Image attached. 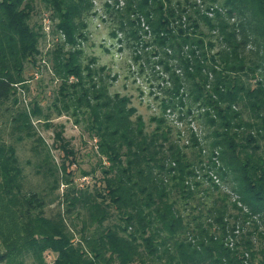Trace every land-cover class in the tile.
<instances>
[{
	"label": "trees",
	"instance_id": "16d2710c",
	"mask_svg": "<svg viewBox=\"0 0 264 264\" xmlns=\"http://www.w3.org/2000/svg\"><path fill=\"white\" fill-rule=\"evenodd\" d=\"M104 8L114 15L111 36L119 32L134 61L147 62L160 90L151 129L128 95L110 92L115 76L105 66L82 61L92 0H0V115L17 142L36 141L35 152L42 145L35 172L50 191L61 179L67 186L56 196L61 208L45 215L56 198L24 191L16 149L0 135V264H264V0H112ZM41 9L54 22L43 55L58 83L46 112L18 97L26 65L40 60L46 34L31 20ZM167 109L191 116L203 135L189 129L184 139ZM52 113L94 141L98 186L69 187L65 164L53 162L36 129L50 128ZM58 128L54 141L74 163ZM195 170L220 184L191 186Z\"/></svg>",
	"mask_w": 264,
	"mask_h": 264
},
{
	"label": "rangeland",
	"instance_id": "374dc122",
	"mask_svg": "<svg viewBox=\"0 0 264 264\" xmlns=\"http://www.w3.org/2000/svg\"><path fill=\"white\" fill-rule=\"evenodd\" d=\"M95 2L94 11L97 12V9L102 10L107 18L101 22L99 18L96 17H89L87 20L88 40L81 44L83 48L82 61L83 63H87L90 58H94L96 60V66H105L106 73H110V77L115 76V80L110 86V92H118L120 94L128 95L131 98V104L137 109V114L143 117L147 129H151L153 124L150 122V117L157 114L158 109L157 103L154 99V96H157V94H153L154 90L150 89V84L153 83L149 79L150 66L147 65V62L143 59L139 62L134 61L131 49L127 46L125 47L124 41L122 45L111 36V33L115 30V19L114 15H108L104 8V4H108L109 1L95 0ZM47 20H49V22ZM31 22L43 23V30L46 37L39 43V49L41 51L39 62L33 66L27 64L25 67L24 75L25 78L29 80L27 83V90L19 92L18 97L25 105L37 100L43 111L46 112V108L52 101L58 84L57 81L52 79L49 69L50 63L48 62L46 55H43L53 45L49 33L52 30V24L54 22L51 20L50 14L43 9H41L40 13H37L32 17ZM152 60L153 59H150V61ZM139 65L145 69L143 74L140 73ZM148 91H151L152 93L148 94ZM5 119V116L0 115V135L6 143L12 144L16 149V154L23 173L24 191L43 194L46 196L47 202L54 197L56 198V196H61L62 192L67 189V186L62 179L57 190L51 192L49 189L50 183L48 177L43 176L42 173L38 174L35 172L37 169V163L40 158L43 157L40 148L42 145L38 146L39 152H35L32 150V146L37 144L36 141L26 139L17 142L10 133V126L4 122ZM50 125V128H45L44 124L38 123L36 124V129L45 146L49 149L53 162L57 166L61 163L65 164L67 172L70 173V179L73 182L69 187L72 185H88L91 188L98 186L100 183L98 181V178H100V172L97 169L98 159L94 155V141L87 137L82 131L81 126L76 125L71 117L65 115L57 117L52 113ZM58 125L63 126L62 136L65 140L69 141L70 147L73 148L76 154V162L74 161V163H69L71 157L66 159L63 156L62 150L57 147L54 141V133L59 129ZM183 125L185 129V135L183 138L185 139L186 131L189 132L191 126L189 123H186L185 120ZM197 125L198 131L202 134L204 128L198 122ZM174 138L175 140L177 139L176 136ZM181 143L185 144L183 141L180 142V144ZM185 150L190 156L191 150ZM91 169H94L95 171L86 177L82 176V172H89ZM209 178H211L210 173L195 170L192 178L188 180V184H191V182L195 180L200 182L201 185L206 186L208 185V182H210ZM59 208H61V203H59L58 198H56L53 203L48 204L45 207V215H52ZM54 258V254L45 253L46 262L50 263Z\"/></svg>",
	"mask_w": 264,
	"mask_h": 264
},
{
	"label": "built area",
	"instance_id": "2783aa9c",
	"mask_svg": "<svg viewBox=\"0 0 264 264\" xmlns=\"http://www.w3.org/2000/svg\"><path fill=\"white\" fill-rule=\"evenodd\" d=\"M108 1H109L110 4H112V0H108ZM117 1H118V5H119V6L123 4V0H117ZM92 3H93V5H94V3H96L95 0H92ZM109 3H108V4H109ZM116 7H117V5L115 6V8H116ZM94 10H95V9H94ZM94 10H93L94 14H92L91 17L99 18L100 22L103 21V20H106L107 16H106V14H105L102 10L97 9V12L94 11ZM47 21L49 22V20H47ZM100 22H99V24H100ZM45 23H46V22H45ZM46 24H47V23H46ZM144 28L147 29V27H144ZM46 33H48V32H46ZM148 35H149V34H148ZM60 36L62 37L61 39L64 40L63 35L61 34ZM113 39H115L118 43H120V44L123 45V39H122L121 34H120L119 32H117V35L114 36ZM119 40H121L122 42H119ZM139 48H141V46H140ZM146 49H147V48H146ZM137 52L140 53V49H138ZM140 60H142V59H140ZM140 60H138V62H139ZM139 67H140V71H141L142 66L139 65ZM143 69H144V68H143ZM158 69H159V67L157 66V67H156V70H158ZM144 70H145V69H144ZM140 73L143 74V72H140ZM149 76H150L149 79L151 80V82L154 83V84H153V83L150 84V89H151V90H154L153 94H157V96L160 97V90L158 89L156 82H155L154 80H152L151 73L149 74ZM165 84L168 85V82H165ZM159 85L161 86L162 83L159 82ZM155 91H156V92H155ZM150 92H151V91H148V94H150ZM154 97H156V96H154ZM157 109H158V108H157ZM194 111H195V110H194ZM194 111H192V112H194ZM164 116H165V118L168 120L169 123H171L173 126L177 127V128L180 130L181 136H184V135H185V129H184V125H183L184 120L186 121V123H189V125L191 126V128H190L191 130H193L198 136L201 135V132L198 131V129H197V128H198L197 123L195 122V120L192 119L191 116H189V117L184 118V119L181 120V119H179V116H178L175 112H172L170 109H167V110L165 111ZM185 142H186V141H185ZM186 143H187V142H186ZM198 171H199V170H198ZM208 173H210V175H211V178H209V179H210V182H211V181H214V183H216V184H220V181H219V179L217 178V175H216V174H214V173L211 172V171H209ZM225 188H226V187H225ZM231 195H232V194H231ZM232 199H233V200H237V196H236V195H233V196H232ZM238 204H240V202H238ZM254 218H255V217H254ZM261 244H262V246H264V242H261Z\"/></svg>",
	"mask_w": 264,
	"mask_h": 264
}]
</instances>
